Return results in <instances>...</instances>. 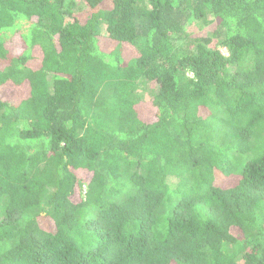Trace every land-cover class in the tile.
I'll use <instances>...</instances> for the list:
<instances>
[{"label":"trees","instance_id":"obj_1","mask_svg":"<svg viewBox=\"0 0 264 264\" xmlns=\"http://www.w3.org/2000/svg\"><path fill=\"white\" fill-rule=\"evenodd\" d=\"M82 2L0 0V264H264V0Z\"/></svg>","mask_w":264,"mask_h":264},{"label":"rangeland","instance_id":"obj_2","mask_svg":"<svg viewBox=\"0 0 264 264\" xmlns=\"http://www.w3.org/2000/svg\"><path fill=\"white\" fill-rule=\"evenodd\" d=\"M76 1H77V10L78 11H82L81 9L84 10L85 6H84L82 0H76ZM200 27H201V25L198 22L197 23L196 22H194V23L191 22V23L188 24V26L186 28V31L189 34L193 35L194 33L198 32L199 30H202L204 28V27L203 28H200ZM103 31L105 33V27H103ZM220 49H221V51L224 54H227L226 48L220 47ZM140 93L144 94V97H146V95H148V92H146L145 88H144V90H141ZM175 180H176L175 178H170V183H174Z\"/></svg>","mask_w":264,"mask_h":264}]
</instances>
